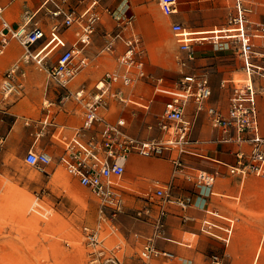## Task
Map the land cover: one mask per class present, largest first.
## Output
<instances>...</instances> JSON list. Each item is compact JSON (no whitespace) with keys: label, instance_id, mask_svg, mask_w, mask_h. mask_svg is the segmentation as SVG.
<instances>
[{"label":"built area","instance_id":"built-area-1","mask_svg":"<svg viewBox=\"0 0 264 264\" xmlns=\"http://www.w3.org/2000/svg\"><path fill=\"white\" fill-rule=\"evenodd\" d=\"M48 0L49 16L54 21L47 29L37 22L29 26L30 20L20 28H12L7 20L0 16V56L4 55L10 40L16 39L25 50L23 55L26 62L32 60L41 68L48 66V76L63 90L61 102L73 100L83 107V120L75 128L73 136L64 141L60 133L56 139L64 149L53 157L44 149H30L25 154V162L40 172L46 173L52 161L64 166L79 183L87 188L101 204L115 210V214L123 211L122 192L115 188L114 178L121 177L131 154L141 152L147 155L163 156L166 152L177 149L180 153L187 150L190 144V132L194 122L186 115L191 103L195 104V118L201 111H206L213 126L219 127L220 132L212 140L216 143L234 144L238 148L234 151L235 163L226 164L230 174L245 178L254 175L264 178V134L261 131L258 96L264 93V50L257 49L255 40H264V21L256 22L257 27L249 30V14L252 12L245 0H233L234 14L229 24L234 26L235 35L228 37L237 43V50L242 61L243 78H230L221 82L222 87L230 89L227 112H222L217 106L208 104L213 94L210 79L206 74L188 73L178 82L174 89L166 90L171 94L165 106L163 117L156 123H149L146 128L154 127L161 131L159 136H145L143 130L136 134L126 129V120L119 117L109 120L102 114V108L108 99H126L123 86L130 85L134 80V66L136 55L140 49V39L132 28L134 15L129 14L127 8L122 12L109 6L102 7L100 0ZM178 0H160L165 14L177 12ZM2 10L0 9V15ZM110 16L116 31L106 33L105 51H113L117 42L124 46L119 58L122 70L106 71L95 82L94 87L86 88L79 85L72 88L78 75L89 65L87 47L103 22V16ZM63 29H72L73 39L66 42L62 35ZM129 33H126V30ZM172 30L177 41L189 57H193L192 46L197 41L220 40L216 33H197L188 30L181 22L174 21ZM44 44V49L36 46ZM54 49L59 52L55 59L49 55ZM57 54V53H56ZM26 76L23 63L20 60L13 62L4 72H0V91L7 97L21 96L24 84L22 78ZM46 108H51L52 102H45ZM52 117L45 118L44 123L52 124ZM39 135L41 133H38ZM177 170L187 168L181 154L174 159ZM189 179L196 184L210 190L220 176L218 169L207 172L203 170L188 173ZM155 197L164 200L158 203L157 214L152 210ZM192 196L173 198L166 193L163 186L157 183L153 195L143 200L141 208L135 210V216L143 219L153 217V234L146 238L139 252V264H153L157 259H177L174 252L157 247L156 240L162 238L167 210L166 202L177 204L185 209L192 203ZM157 204V203H156ZM102 211V210H101ZM102 224L97 228L85 227V237L93 248L95 258L92 264H131L119 255L124 244L117 242L109 247L101 237ZM229 239L231 230L226 229ZM115 231V230H114ZM141 235L136 233L135 238ZM181 259V258H180ZM212 264H222V256L213 254L209 257ZM185 264L191 261L182 260Z\"/></svg>","mask_w":264,"mask_h":264},{"label":"rangeland","instance_id":"rangeland-1","mask_svg":"<svg viewBox=\"0 0 264 264\" xmlns=\"http://www.w3.org/2000/svg\"><path fill=\"white\" fill-rule=\"evenodd\" d=\"M143 1L147 3L145 8L140 6V2ZM183 1L187 0H181L179 3L180 9L170 15L163 12L160 0H133L132 4L135 11H132L133 9L127 10L129 14L134 15L132 28L140 39V49L136 55L133 69L134 80L130 85L121 88L126 89L127 96L124 95L126 99L122 101L117 98L108 99L107 104L102 108V114L105 113L110 118L125 115L129 119L130 128L150 132L148 136H154L156 128L154 127L150 130L146 128V125L156 123L163 117L166 103L171 97V94L164 89H174L177 82L185 74H206L212 79L218 92L223 93L228 91L227 87L222 88L221 86L223 77L234 76L238 79L234 71L232 74H220L224 66L234 70L239 65L234 59L236 49L223 48L225 43H215L207 40L197 41L195 42L196 51L194 49L192 58L189 57L187 51L181 48L180 43L177 41V36L172 30V23L175 21L173 15L182 14L181 22L188 30L211 27L203 26L200 11H191V13L186 11L187 6L193 5L198 9L208 0H188L190 1L189 4ZM227 1L224 0L223 5ZM102 2L116 9L117 12H122L125 8L128 9L126 3L130 2V0H102ZM230 10L222 9V22L224 24L217 27L231 25L229 24ZM42 15L43 13L40 12L38 17H42ZM259 17V14L255 15L254 11V29L257 27L256 22H258ZM103 21L109 27L105 26L100 32L95 33L96 35L94 36L96 37H93L91 44L86 49L89 65L74 80L73 85H76L72 86V88H76L79 85L92 88L106 71L122 70L119 58L124 48L123 44L117 42L113 51L103 50L106 43V33L116 31L115 22L107 15L103 16ZM193 21L196 25L192 24ZM249 30H252V27ZM73 31L72 29H63L61 34L65 38H70ZM126 33H129L128 29ZM36 47L38 50L44 49L46 51L44 44H39ZM8 49L9 55L11 51V53L14 52L12 55L15 54V57L6 64L1 65L0 72H4L18 58L23 63L26 76L22 78L24 88L21 96L6 98L0 91V108L9 110L6 112L0 111V122L3 119L0 124V264H92L95 253H93V248L86 240L85 227L93 229L97 228L98 224L101 223V237L105 238L104 244L106 246L111 247L110 245L113 246L117 242L123 243L121 241L123 235L118 230L122 231L123 228H126L124 230L129 231L138 228L137 225L142 221L135 216V208L144 204L139 194L147 193L148 187L140 188L135 195L133 193L128 194L129 200L127 203L130 207L126 206V210L123 208V211L115 214L114 209L102 205L100 200L81 186L75 177L55 160L48 165L46 173L40 172L27 164L24 159L26 153L23 150V146H25L27 141L32 140V136L23 126L30 128L33 126L32 124H26L29 121L28 118H20L22 129L16 136L15 143L9 145L8 141L10 130L16 118L13 112L16 110L17 105L27 104L30 113L28 116H36L38 118L43 114V111L47 110L44 103L52 102L51 107L57 113L58 120L60 118L61 121H59L62 123L65 120L63 118L68 115L70 117L74 116L75 120H78L79 117L81 118L79 115H81L82 105L76 102H61L63 90L49 78L48 66L46 68L43 67V71H38L41 67L35 62L32 60L26 62L23 57L25 50L17 41L13 40ZM55 50L49 54L52 55V59H55V56L59 53ZM229 69L228 71H230ZM38 72L41 75L35 76ZM260 95H264V93ZM215 98L217 97L215 96ZM201 113L202 117H204L203 119L210 125V132L218 134L220 128H214L208 122V114L205 111ZM186 115L194 122L190 132L191 140H199V138L202 139L210 135V133L207 135L198 133V120L196 121L195 118L194 107L188 108ZM196 142L194 145L197 144ZM203 143L201 141L198 142L200 146H196L201 148L194 149L202 151L203 146L206 145ZM212 143L210 150L203 149L206 155L195 156H197L201 167H204V164V168L218 169L220 171L218 180H220L223 176L219 165L225 166V164L209 158L207 154L211 152V155L221 160L219 152L225 143H216L214 141ZM36 145L38 147L51 146V141L45 136L40 137L36 140ZM190 148L193 149L192 147ZM136 154L143 159L154 162H162V160L166 159L164 156L158 157L141 152H136ZM171 165L173 168V163ZM171 175L172 172H170V178ZM250 179L254 180V194L251 187L248 186ZM240 180H243V186L240 188L241 193L237 194L240 201L237 200V202L228 203V205L237 211L253 216V218H245L238 213L225 211L224 209L210 208L211 210L219 211L221 214V217L212 215L210 219L217 225L219 224V226L226 225L231 227L230 236H234L236 233L240 220H249L254 224H251V226L259 227L261 238L264 232V203H260L259 207L254 206L253 209L250 205H246L244 198H251L254 195V202L257 199L260 200V194L264 192V178L249 175ZM196 187L200 194H203V191H209L198 184H196ZM262 223L263 226H260ZM214 229L218 234H223L224 232L218 226L214 227ZM182 235L184 240L191 241L193 244L198 242L199 236L196 234L190 233L187 235L183 233ZM206 235L209 236V242L211 240L220 244L228 242L213 235ZM118 238L121 240L118 241ZM126 252L127 250L124 254ZM130 253L140 262L139 251ZM130 253L127 252V254ZM213 254L222 256L217 251H208L206 257H210ZM179 260L182 262L181 259ZM201 264L205 263L201 262ZM206 264L212 263L207 261ZM259 264H264V250L260 256Z\"/></svg>","mask_w":264,"mask_h":264},{"label":"crops","instance_id":"crops-1","mask_svg":"<svg viewBox=\"0 0 264 264\" xmlns=\"http://www.w3.org/2000/svg\"><path fill=\"white\" fill-rule=\"evenodd\" d=\"M74 1H77V0H74ZM74 1L72 3L75 4L76 2ZM132 1L133 0H130V2L126 3L128 6L127 10L133 9L132 11H135ZM178 1L180 3L181 0H178ZM245 1L249 4L250 8L252 9V12L248 16L250 20L248 27L249 28L252 27V29H254V11H255V15L259 14L260 16L258 18L259 19L258 22H261L264 20V0H245ZM87 2L88 1L85 0V3ZM101 2L102 0H100V3ZM183 2H186L189 4L190 1L187 0ZM179 3H178V8H177L178 10L180 9ZM223 3H224V0H208L207 2L205 1L203 3V6H201L198 9H196L193 5L187 6L186 11L187 13H191V11L192 12L200 11L202 14L201 16H202L203 26H208V27L211 26L210 28H213V26L217 27L219 25L224 24L222 22V18H223L222 9H225V10L231 9L229 14H231V16L234 14L233 0H228L227 2H225L226 4L224 5ZM102 4L104 3L102 2ZM106 6L108 5H105V4L102 5V7H106ZM140 6L142 8H145L147 6V3L145 1L140 2ZM49 8H50V4H48V0H0V9L2 10V13L0 15L1 18H4L5 20H7L9 24L12 26V28H15V29L20 28L21 26L25 25L27 21L30 20V23L28 24L29 26H32L34 22H37L38 24L43 25L47 29V32H48L50 26L52 25L54 21V19L48 14ZM40 12L43 13L42 17L40 16L38 17V14ZM173 18L175 19V21L181 22L183 15L176 14V15H173ZM105 24L107 23L106 22L104 23L103 21L102 24H100L97 32L98 31L100 32L102 28H104L105 26L109 27L108 25H105ZM192 24L196 25L194 21ZM114 26H115V23H114ZM191 31L200 32V31H197V29L191 30ZM201 31L204 32V31H212V30L204 29ZM72 35L70 38H66L67 40L66 42L68 43L71 42V40L73 39ZM220 39L222 40L219 41V43L220 42L225 43L223 44V48L236 49L234 53L235 54L234 59L239 64L238 68L234 70L229 69L230 67L229 68L226 66L222 67L223 70L222 72H220V74L226 75V74H232L237 71H242V61L239 57L238 50H237V43L235 42V40L231 38H219V40ZM13 40L19 43V41L16 39L10 40V43L7 47L5 54L0 56V66L3 64H6L7 62H9V60H12L15 57V54L13 56L12 55L10 56L8 53L9 52L8 48ZM255 42L257 45V49L264 50V40H255ZM199 43H206V42H199ZM194 49L196 51L195 43L192 46L193 51ZM228 69L230 71H228ZM40 75L41 73L38 72L35 76H40ZM230 78H235V77L234 76L223 77L221 79V82L224 80L230 79ZM210 84L213 90V94L207 103L210 105L217 106L219 109L222 110V112L226 113L227 108H228L229 96H230L229 86L227 87L228 91L226 93H223L220 91L218 92V89L216 86H214L212 79H210ZM222 88H226V87H222ZM122 91H123V94L127 96L126 89H123ZM215 96L217 98H215ZM68 102H75V101L69 100ZM190 107L195 108V104L191 103L189 108ZM258 110H259L260 127H261L262 133L264 134V95L258 96ZM0 111L6 112L9 110L7 109L2 110L0 108ZM13 113L16 118L14 119V123L10 130V134L8 138L9 145L11 144L13 145L15 143L16 136H18L19 131L22 129L20 118L21 117L23 119L28 118L29 121H27L26 124L27 125L32 124L35 127L32 126L30 128V127L23 126V128L26 129L28 132H30L32 136V140L27 141L25 143V146H23V150L25 151V153H27V151L32 148L35 150L44 149L45 151L49 152L53 157H55L58 154H60L64 149L63 144L56 139V135L60 133V137L64 141L68 140L71 136H73L75 128L78 127L83 120L84 112H83V107H82L81 112H80L81 115H79L81 116V118L79 117L78 120H75L74 116L70 117L68 115L63 118V120L65 119L63 123L60 122L61 121L60 118H59L60 121L58 120V115L57 113L54 112L52 107L49 110L47 109L46 111H43V114L38 118H36V116H28L30 114L29 106L24 103L21 104L20 106L17 105L16 110ZM103 114L105 117H107L105 113ZM199 114L196 118V121L198 120V133H201L200 135L202 134L207 135L210 133V135L205 136L202 139L199 138V140H191L190 144L187 146L186 152L180 153V151L177 149L168 151L163 155L164 158L166 157V159L162 160V162H154L152 160L143 159L141 158V156L137 155L136 153L131 154L126 164V169H125L124 174L121 177L114 178L113 180V184L115 188L120 190L123 195L124 201H123L122 209L124 208L126 210L125 208L126 206L130 207L127 203L129 200L128 194L133 193L135 195L140 190V188L147 186L148 187L147 193L139 194L140 199L144 200L145 198L150 197L151 195L154 194L158 182L161 186L165 188L166 193L173 198H182V197L184 198L187 196H192L193 198L192 203L185 209L171 202L170 203L166 202L164 204V208L167 210V215L165 219V227H164V232H163L164 236L156 240V245L160 249L174 252L178 258L177 259H157L153 261V264H184L183 261L181 262L179 260L180 258L181 260H187V262L191 261V264H201V262H204L206 264L207 261L210 262L209 257L208 256L206 257V255L208 254V251H217L221 253L222 254V264H259L260 256L264 250V232L262 233V236L260 238V230L258 229L259 227L251 226L252 222H250L249 220L239 221L240 225L238 229L236 230V233L234 234V236L231 235L232 237L229 235V239L227 243L220 244L212 240L209 242V238H208L209 236L206 235V234L213 235L216 238H219L226 242L227 237H228L226 229L232 230L231 227L229 226H226V225L219 226V224L217 225V223L212 221L210 219L212 215L214 217H221L220 216L221 214L219 213V211L211 210L210 208L224 209L225 211L238 213L240 216L242 217L244 216L245 218L252 219L253 216L251 215L249 216L247 214L242 213L241 211H237L236 209H233L228 205V203H235L237 202V200L240 201L239 196L237 194L239 192L241 193L240 188H242L243 186L242 184L243 180H240L243 178L239 175H234V174H231L233 175L231 176L228 171V167L226 166V164L235 163L236 159H235L234 151L238 148L236 145L224 144L221 147L222 148L221 151L219 152L221 160L216 159L217 157H215L214 155H211V152L207 154L209 158H212L215 161H219V163L225 164V166L219 165L222 171L223 178L218 180L219 178L218 177L215 184L209 191L207 192L203 191V194H200V191L196 187V182H194L193 179L188 178L187 172L194 173L195 171H198V170H203L207 172L214 171V170H211V168L209 169L204 168L205 167L204 164H203L204 167H201L200 163L198 162L197 156H195V155H206V153L203 152L204 151L203 149L210 150L212 148L210 146L213 144L211 140L217 134V133L212 134V131L210 132V129H209L210 125L203 119L204 117H202L203 116L202 113L201 115ZM47 115H49L50 118L52 117V121H53L52 124L46 125L44 123ZM120 117L125 118L126 123H127L126 129L129 132L133 134H136L139 132V130H133L132 128H130L129 119L127 118V116L122 115ZM107 118L109 120L114 121V120H117L119 117L117 118L107 117ZM1 122H3V119L1 120ZM208 122L212 124L209 116H208ZM213 127L216 128L215 126ZM155 130L156 131H155L154 136L161 135V131L158 128H156ZM219 132L220 130L218 131V134ZM38 133H41V134L39 135ZM143 134L148 137V135H150V132H146L144 130ZM44 136L47 137L51 141V146L38 147L36 145V140ZM196 141L198 142L201 141V142H204L203 144H206L203 146L202 151L201 150L198 151L197 149H194V148H201L199 147L200 144H198V142ZM195 142L197 143L196 145H199V146L194 145ZM190 147H192L193 149H191ZM178 154H181L184 163L187 164V168H184L182 171L177 170L176 165L174 163V159L178 156ZM133 159H138V162L134 163ZM171 163H173V168H172ZM62 167L65 170H67L64 166ZM170 172H172L171 178H170ZM237 176L240 179L239 178L237 179ZM75 179L79 183L76 177ZM248 186L251 187L252 193L254 194V180L253 179L249 180ZM260 195H261V197H259L260 200L257 199L254 202V195H253L251 196V198H247V199L244 198L245 199L244 202L246 203V205L248 206L250 205L253 209H254V206L259 207L260 203L261 204L264 203V192H262ZM155 201L156 202L153 205L154 208L152 210L153 216L157 214L158 203L164 202L163 199L156 198V197H155ZM141 207L140 206L136 207L135 210ZM152 219L153 217H144L143 219H141L142 222L139 225H137L138 227L137 229L126 231L124 230L126 228H123L122 231L118 230L119 232H121V234L123 235V239H124L123 241V239L121 240L120 238H118V241L121 240L122 242L126 243L124 244L125 248L122 249L123 251L122 250L119 251V255L122 256V258H124L126 262L131 263V264L140 263L134 257V255H131L130 252L132 251L140 252L142 245L146 241V238L149 236H152L153 230H154ZM217 226L220 227L222 230H224V232L226 233L223 232V234H220V233L218 234V232H216L214 229V227H217ZM260 226H263V223L260 224ZM136 233L140 234L141 237L135 238ZM183 233H186L187 235L190 233L198 235L199 236L198 242L196 244H193V242L191 241L184 240L183 235H182ZM126 250L130 254H127V252L126 254H124Z\"/></svg>","mask_w":264,"mask_h":264},{"label":"bare ground","instance_id":"bare-ground-1","mask_svg":"<svg viewBox=\"0 0 264 264\" xmlns=\"http://www.w3.org/2000/svg\"><path fill=\"white\" fill-rule=\"evenodd\" d=\"M204 29L212 30V31H204V32L205 33H216L218 38H228V37H233L235 35V29H234V26H232V25L223 26V27H213V28L197 29V31H200V32H197V33H204L203 31H201V30H204ZM13 53L14 52L11 53V51H10V55H12ZM43 70H44V68H41V69L39 68L38 69V71H43ZM235 76L236 77L238 76L237 77L238 79H236V80H241L242 79V76H243V72L242 71H237ZM72 86H75V84L72 85ZM133 160H134V163H137L138 162V159H133ZM78 244H80V243H78Z\"/></svg>","mask_w":264,"mask_h":264}]
</instances>
